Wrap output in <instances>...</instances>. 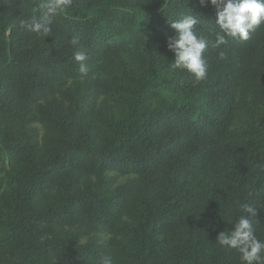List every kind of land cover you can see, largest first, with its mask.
Returning <instances> with one entry per match:
<instances>
[{"label": "trees", "instance_id": "trees-1", "mask_svg": "<svg viewBox=\"0 0 264 264\" xmlns=\"http://www.w3.org/2000/svg\"><path fill=\"white\" fill-rule=\"evenodd\" d=\"M40 3L0 0V264H241L215 242L243 202L264 239V23L195 83L169 23L214 39L210 6L73 0L43 39L20 23Z\"/></svg>", "mask_w": 264, "mask_h": 264}, {"label": "clouds", "instance_id": "clouds-1", "mask_svg": "<svg viewBox=\"0 0 264 264\" xmlns=\"http://www.w3.org/2000/svg\"><path fill=\"white\" fill-rule=\"evenodd\" d=\"M73 0H41L39 15H32L20 21L25 30L43 39L52 36V24L58 15L66 13ZM201 7L210 6L215 10L216 19L213 31L209 34L214 39L198 35L194 26L202 20L190 10L178 19H170L169 27L174 35L166 39L167 50L174 54L171 66L193 75L195 83L207 77V62L204 57L206 48H219L228 43L227 38L241 41L249 39L251 32L264 23V0H198ZM69 44L77 49L73 59L79 65L82 77L88 75L89 55L84 50L82 38L74 35ZM223 56V53H221ZM264 168V165H258ZM258 206L243 202L238 203L239 216L231 223V230L218 233L216 244L221 248L235 250L241 264H264V239L256 235L252 217L256 216ZM96 264H116L112 255L100 257Z\"/></svg>", "mask_w": 264, "mask_h": 264}, {"label": "rangeland", "instance_id": "rangeland-1", "mask_svg": "<svg viewBox=\"0 0 264 264\" xmlns=\"http://www.w3.org/2000/svg\"><path fill=\"white\" fill-rule=\"evenodd\" d=\"M117 181H118V183H122L124 181V179L123 178H119V179H117Z\"/></svg>", "mask_w": 264, "mask_h": 264}]
</instances>
